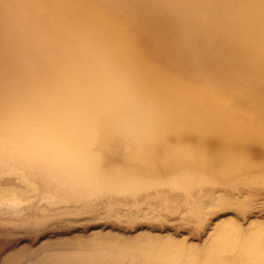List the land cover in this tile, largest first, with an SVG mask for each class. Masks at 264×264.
<instances>
[{"label": "bare ground", "instance_id": "bare-ground-1", "mask_svg": "<svg viewBox=\"0 0 264 264\" xmlns=\"http://www.w3.org/2000/svg\"><path fill=\"white\" fill-rule=\"evenodd\" d=\"M4 172L0 196L116 225L42 264H264V0H0Z\"/></svg>", "mask_w": 264, "mask_h": 264}, {"label": "rangeland", "instance_id": "rangeland-1", "mask_svg": "<svg viewBox=\"0 0 264 264\" xmlns=\"http://www.w3.org/2000/svg\"><path fill=\"white\" fill-rule=\"evenodd\" d=\"M1 177H9L15 181L22 182L14 173L4 172L0 174ZM263 195L261 194L260 200H264ZM93 204L94 201L81 204L69 203L47 206L31 200L17 201L9 196H0V264H42L44 260V244L47 241L75 234L107 231L116 228L113 220L110 219L68 226L71 220L65 217L77 210L81 212V217L78 218L81 220L96 214L98 210H88ZM263 217L264 205L259 204L245 219V222ZM216 220L218 219H214V222ZM182 227L179 224H168L162 227L157 225L153 229L164 234L168 233V229H170L169 232L176 233L181 237L185 236V238L193 242L203 241L209 232L207 230L209 224L206 225L205 229L197 232L190 231L185 226L184 228ZM146 228V223H138L134 227L126 228V231L128 234H132Z\"/></svg>", "mask_w": 264, "mask_h": 264}]
</instances>
